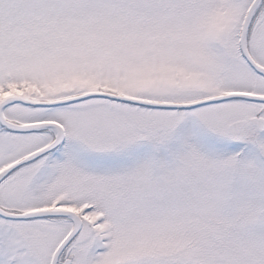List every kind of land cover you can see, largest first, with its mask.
Returning <instances> with one entry per match:
<instances>
[{
  "label": "snow or ice",
  "instance_id": "obj_1",
  "mask_svg": "<svg viewBox=\"0 0 264 264\" xmlns=\"http://www.w3.org/2000/svg\"><path fill=\"white\" fill-rule=\"evenodd\" d=\"M0 264H264V0H0Z\"/></svg>",
  "mask_w": 264,
  "mask_h": 264
}]
</instances>
